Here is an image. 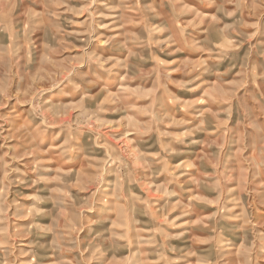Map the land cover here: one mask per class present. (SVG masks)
<instances>
[{
    "label": "rangeland",
    "instance_id": "obj_1",
    "mask_svg": "<svg viewBox=\"0 0 264 264\" xmlns=\"http://www.w3.org/2000/svg\"><path fill=\"white\" fill-rule=\"evenodd\" d=\"M0 264H264V0H0Z\"/></svg>",
    "mask_w": 264,
    "mask_h": 264
}]
</instances>
